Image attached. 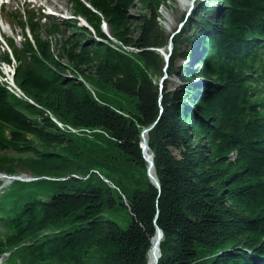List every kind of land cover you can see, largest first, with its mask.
<instances>
[{
	"label": "trees",
	"instance_id": "1",
	"mask_svg": "<svg viewBox=\"0 0 264 264\" xmlns=\"http://www.w3.org/2000/svg\"><path fill=\"white\" fill-rule=\"evenodd\" d=\"M69 3L73 18L45 26V38L33 16L18 15L33 43L8 40L26 98L0 81V172L18 165L36 180L0 195L3 264H148L156 226L158 264H264V0L201 1L172 38L160 1ZM136 3L143 11L132 15ZM103 22L136 50L115 46ZM169 41L166 65L158 50L168 53ZM0 61L12 63L7 53ZM164 71L177 83L160 87ZM153 123L146 137L160 189L140 147ZM94 152L106 167L123 156L144 183L109 186L98 163H82ZM50 172L66 178L44 179ZM116 209L129 215L126 229L109 217Z\"/></svg>",
	"mask_w": 264,
	"mask_h": 264
},
{
	"label": "rangeland",
	"instance_id": "2",
	"mask_svg": "<svg viewBox=\"0 0 264 264\" xmlns=\"http://www.w3.org/2000/svg\"><path fill=\"white\" fill-rule=\"evenodd\" d=\"M6 1H8V0H6ZM157 1L161 2L159 9H158V14H159L158 21H159L161 27L163 28L164 32L168 35H173V36L178 34V31H180L183 28V26L185 25V22H187V20L189 19L191 12L196 10L199 3L201 1L205 2V3L207 2V0H201V1L195 0L192 5H189L188 2H186L185 4H182L177 0H157ZM188 1H190V0H188ZM48 3L50 4V6H47L46 3L44 2V0H38V1H36V0H11L10 3L6 2V5L3 6V9H2V16H6V18L4 17L2 20L11 26V28H10V26L8 25L9 28L7 27V29H6V37L14 38L17 45H19L21 43L20 39L22 37V29L18 25V21L13 19L9 14V13H15L14 12V11H16L15 9H17L18 11L23 13V10H29L32 7H34L35 9H39L38 11L34 10L37 14L39 12L43 14V13H48V9L52 10V8H54V10L57 12V15L54 16V19H53V17H48V19H50L51 21L54 20L55 22H58V21L61 22L62 20H68L70 17H72V15H70L71 14V5L69 4L68 0H48ZM212 6L216 7V5L214 3H212ZM189 7H191L192 10L190 12V15H187V17H186L185 13L189 9ZM34 11H31V14H35V16H37V14ZM141 11H143V8L140 7L139 3H136L135 8H133L131 10V14L137 15ZM38 17L39 16H37V18ZM182 22H183V24H181ZM39 28H40V34L42 35L43 38H45L46 32H45L44 27H39ZM36 32L39 33L38 31H36ZM52 40H54V37H52ZM22 41H23V38H22ZM168 45H169V43H168ZM172 46H173V44H172ZM18 47H21V44ZM6 70H8L9 73H7ZM12 71H13V66H11V65L8 66L7 64L0 63V74H3V76H4V78H3L0 75L2 77V78L0 77V81L5 80L8 84L12 85V79H11V72ZM160 78L161 79L165 78L164 81L168 80L170 82L177 83V80L174 77H168L167 74H163L162 76L157 77L158 80H160ZM12 88H14V87H12ZM101 89H102L101 93L103 96L114 97V99L111 100L112 104H121L127 108L130 106V103H129L130 101L125 96L119 94L116 91H111L109 89H103V88H101ZM14 93L16 95H18L15 88H14ZM103 143H104V141L102 142V145H104ZM5 154L12 155L13 153L12 152H6ZM15 155L18 156L17 154H15ZM97 155L98 154L94 152L92 154L91 159L89 158V156H87L86 159L82 163H83V165H85L84 166L85 168L88 166V168L92 169V171L94 170L95 164L98 163L100 169H102L103 171L108 173L109 176H111V178L108 180L106 177L104 178L101 175L103 178L102 180L105 181L109 186H111L113 188H115L114 184H117L120 187H122L124 190L127 191V190H131V188L134 187V185H135L134 188H136L139 184L138 183L139 180L145 181L146 178L149 179L148 174H147V170H146V178H145L142 173H140L138 170L134 169L133 166L128 164L129 161H126L123 156H120L116 152H114V155L116 157L115 162H112L113 164L114 163L115 164H114V166H110V167L100 165L99 158L95 157ZM104 162H107V161H104ZM103 167H105L106 169ZM11 173L20 175V178H22V180H25V181H29L31 179H32V181L36 180V177H34V174H36V173L32 172L28 168L20 167L18 165H15L14 171H12ZM48 174H50V175H47L46 177H43V178L47 179V177H48V179H51V180H59V179L66 178L65 177L66 175L63 176L60 174V172H50ZM0 179H1L0 181L4 180L5 182H8V183L11 182V181H7V179H5V178H0ZM131 179L134 181L131 182ZM144 181L141 184H143ZM133 183H134V185H133ZM123 189H122V191L124 192ZM116 191L120 195L122 194L120 189H118L117 187H116ZM125 202H126V199L124 200V204H125ZM109 217L111 219H113L115 222H117L120 225V227L123 229H126L129 225V222H130L129 215H127L126 212L124 210H121V209H118V210L116 209Z\"/></svg>",
	"mask_w": 264,
	"mask_h": 264
},
{
	"label": "bare ground",
	"instance_id": "3",
	"mask_svg": "<svg viewBox=\"0 0 264 264\" xmlns=\"http://www.w3.org/2000/svg\"><path fill=\"white\" fill-rule=\"evenodd\" d=\"M179 1L180 3L182 4H185L186 2H188V0H177ZM2 23H4L2 21ZM0 27H1V23H0ZM179 32V31H178ZM173 35H170V38H172ZM125 51L127 52H131V51H134L136 49H134L133 47H125L123 46L122 47ZM166 62V61H165ZM168 64V62H166V65ZM7 73H9L8 70H6ZM164 74H167L166 71H164ZM160 81H161V78H160ZM160 83V82H159ZM92 93L94 94V92L92 91ZM59 126H61V124L59 122H56ZM151 126V125H150ZM148 128V127H146ZM145 129V128H144ZM72 132H75V133H79V132H83V133H87V134H91V133H97L99 132L98 129H87V128H81V129H75V128H71ZM143 131V130H142ZM142 133V132H141ZM148 134V133H147ZM147 136V135H146ZM146 139V145H145V148H144V153L143 155L145 156L146 158V163H147V170L148 172L152 175L154 174L153 172V169H150V166H149V161H150V158H151V152L149 150V147H148V143H147V138ZM141 147V146H140ZM142 149V148H141ZM150 179V178H149ZM151 181V180H150ZM159 242L160 240H158L157 236L155 235L153 238H152V241H151V247L149 249V253H148V264H154L155 262V258L158 256L159 254Z\"/></svg>",
	"mask_w": 264,
	"mask_h": 264
},
{
	"label": "water",
	"instance_id": "4",
	"mask_svg": "<svg viewBox=\"0 0 264 264\" xmlns=\"http://www.w3.org/2000/svg\"><path fill=\"white\" fill-rule=\"evenodd\" d=\"M194 1H195V0H191L189 5H192ZM191 10H192L191 7H189V9H188V10L186 11V13H185L186 17H187V15H190ZM181 24H183V22H182ZM84 26L88 27V24H84ZM172 48H173V46H172V41H170V42H169V45H168V53H167L166 55H164V59H165L166 62L169 61L170 54L172 53ZM164 79H165V78L161 79V81H160V83H159V84H160V87H162V84H163V82H164ZM154 124H155V123H153V124H152L151 126H149L148 128L143 129V131H142V133H141L142 141H141L140 146H141V148H142V154L144 153V148H145V145H146V139H144V138H145V136L147 135V133L152 129V127L154 126ZM143 158H144V160H146V158H145L144 155H143ZM149 166H150V169H153V172H154V162H153V154H152V153H151V158H150V161H149ZM147 174H148V177L150 178L152 184H154L158 189H160L159 182H158V180L156 179L155 175H154V174L151 175V174L148 172V170H147ZM155 235L157 236L158 240H161L162 237H163V232H162V230H161L158 226H156V234H155ZM160 255H161V254H160V250H159V254H158V256L155 258V262H154V264H158V262H159V258H160ZM148 262H149V261H148Z\"/></svg>",
	"mask_w": 264,
	"mask_h": 264
}]
</instances>
